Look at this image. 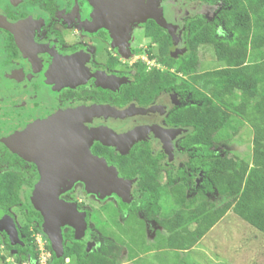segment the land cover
Masks as SVG:
<instances>
[{"label": "flooded vegetation", "instance_id": "1", "mask_svg": "<svg viewBox=\"0 0 264 264\" xmlns=\"http://www.w3.org/2000/svg\"><path fill=\"white\" fill-rule=\"evenodd\" d=\"M110 1L0 0V235L16 253H30L35 241L41 255L47 240L51 264L56 251L45 223L54 216L56 200L85 221L79 237L74 225H62V255L65 247L77 246L88 255L96 233L112 221L128 224L135 215L134 201H128L132 194L143 197L141 163L156 166L159 179L168 180L173 168H186L188 161L178 164L180 154L193 157L186 145L191 127L178 117L190 93L158 87L155 79L156 70L176 74L178 82L188 80L186 73L148 57L164 43L168 56L183 53L191 25L204 21L194 14L214 22L217 17L206 9L216 0H158L168 27L152 17L127 20L123 12L113 13ZM148 28H160L161 43L146 34ZM141 30L145 48L137 41ZM82 122L88 128L77 133ZM94 125H108L128 139L107 143L90 135ZM173 130L178 132L171 136ZM110 168L132 181L127 200L101 183L89 185L92 178L107 182ZM92 196L100 206L92 207ZM113 200L119 203L112 205L110 219ZM62 214L56 219L69 218Z\"/></svg>", "mask_w": 264, "mask_h": 264}, {"label": "trees", "instance_id": "2", "mask_svg": "<svg viewBox=\"0 0 264 264\" xmlns=\"http://www.w3.org/2000/svg\"><path fill=\"white\" fill-rule=\"evenodd\" d=\"M228 1L232 7L225 10L221 18L217 17L211 24L195 22L190 27L188 46L191 51L177 67L179 72L190 74V79L178 82L174 73L155 71L158 87L180 93L186 91L196 99L178 114L191 127L186 145L194 150L186 168H173L168 180L159 179L156 166L141 163L138 167L142 170L138 184L143 197L140 204L134 202L135 215L128 222L131 227L136 224L138 231L131 228L132 231L127 232L135 246L153 245L146 242L145 220L138 218L139 209L146 219L155 221L166 231V234L156 232L154 245L159 250L194 247L196 238H203L231 209L264 233V0ZM223 19L231 32L228 38L218 36L215 29L217 22ZM146 34L161 43L160 28H148ZM202 44L213 45L216 58L223 65L200 72L198 47ZM160 48L152 52L151 57L175 65L177 60L167 55L166 43L160 44ZM144 67L142 63L141 68ZM242 122L252 131L251 161L231 152L216 155L214 148L220 137L229 136L230 130L237 132L235 124ZM197 169L206 173L205 190L189 197L185 179L190 175L188 172ZM206 191H216L224 200L219 204L208 200ZM166 198L168 203H164ZM116 224L119 228L120 223L116 221ZM102 232L106 237H117L123 242L117 232L104 229ZM125 246L133 250L128 244ZM26 249L19 247L21 251ZM30 253L34 257L39 254L32 249ZM71 256L76 257V264H116L118 261L117 254L103 244L88 255L83 246L65 247L62 256L53 251L52 264H64L65 257Z\"/></svg>", "mask_w": 264, "mask_h": 264}, {"label": "rangeland", "instance_id": "3", "mask_svg": "<svg viewBox=\"0 0 264 264\" xmlns=\"http://www.w3.org/2000/svg\"><path fill=\"white\" fill-rule=\"evenodd\" d=\"M216 4L212 6L207 5L209 10V16L220 17L225 12V10L231 9L232 5L228 0H216ZM196 14V15H195ZM194 18L197 17L199 20H204L208 24L212 22L209 21L210 18L205 17L203 13L196 12ZM208 16V15H207ZM201 18V19H200ZM224 20V19H223ZM219 21L216 24V32L220 37L228 38L231 36V32L226 29L224 22ZM143 31L138 32V43L145 48L147 40L143 37ZM144 49L140 53L144 54ZM191 49L188 47L183 53L172 55L177 63L173 65V70L179 65L180 60L189 53ZM199 56L201 60L200 72L215 70L216 68L223 65L216 58L214 47L211 44H202L198 47ZM148 57V56H147ZM154 57H148V60ZM157 58V57H155ZM155 62L158 64V59ZM153 62V60H150ZM152 63L149 66H153ZM148 66V65H147ZM184 77L190 79L189 74H184ZM200 87V85H199ZM209 94V93H208ZM196 99L191 95H187L185 103H194ZM237 132L233 130L229 131V136H222L216 143L214 148V153L216 155H224L226 152H231L238 154L242 159L251 161L252 158V131L251 127L245 123H236ZM179 166H184L186 161L192 159L191 154H186L183 152L180 154ZM185 168V167H183ZM190 175L185 179L187 185L188 196L191 197L196 194L197 191L203 192L204 186L203 182L205 180L206 173L202 169L192 170L188 172ZM179 181V180H178ZM182 181V180H181ZM94 195V194H93ZM205 197L216 203H221L224 199L216 191H206ZM93 205L100 206L99 200L92 196ZM139 194H132L128 202L139 201ZM169 199L166 198L164 203H168ZM119 202L113 200L109 203L107 209V216L112 219V212H116V209H112L113 204ZM171 204V202H170ZM128 210L124 211L127 213ZM142 218V217H141ZM124 220V217L122 218ZM146 220V218H144ZM109 223L104 230H109L117 232L118 235L123 239L120 241L117 237H106L104 234L96 233L97 237L96 243L91 247L88 252L98 251L100 245L105 244L113 250V253L117 254L118 261L116 264H264V233L256 229L254 226L243 220L239 215L234 213L231 209L228 213L220 220L203 238L197 237L194 247L190 249H157L154 245L156 232L161 231L166 234V231L158 225L155 221H145L144 232L147 244L145 246H135L131 243L129 238V233L137 229V225L133 223V226H129L127 222L120 223L118 228L117 224ZM115 225V226H114ZM44 245L47 246L49 250L47 240H45ZM129 245L133 250H129L125 245ZM141 245V244H140ZM32 248L35 250V241L32 242ZM91 252V253H92ZM40 254V251L38 252ZM31 256L29 252H19L16 253L10 250L6 246V240H3L0 235V264H40L39 258L41 255ZM47 257V255H45ZM46 262V261H45ZM44 262V264H45ZM47 264H51V260ZM76 259L69 261L66 259L64 264H76Z\"/></svg>", "mask_w": 264, "mask_h": 264}, {"label": "water", "instance_id": "4", "mask_svg": "<svg viewBox=\"0 0 264 264\" xmlns=\"http://www.w3.org/2000/svg\"><path fill=\"white\" fill-rule=\"evenodd\" d=\"M112 6L115 7V10H113L114 14H117L118 12H123L127 20L139 19L140 21H143L144 19H146V17H152L155 18L156 21L162 26L168 27L167 24H165L164 18L162 16V9L159 7L158 0H111L110 3L108 4V7L111 8ZM176 41L177 38H175V43ZM77 125H78L76 128L77 133H79V131L82 130V129L80 130V127L85 130H87L88 128V126H86L84 123L81 126L80 123H78ZM176 132L178 131L173 130L170 131L169 133L171 136H174V133ZM89 133L92 136H98L103 138L104 140L106 139L107 143L117 144L118 142H123V141L125 142L127 141L126 139H128V137H125L126 133H123L122 131H113L112 128L109 127L108 125H103V126L94 125L92 129L89 127ZM114 137H124V140H122L123 138H120L117 141L114 140ZM109 175L110 176L108 180H106L107 182L103 181L105 184L103 182H95L94 178H92V180L90 179V181L88 180V183L91 186L101 183L105 187H107L109 191L117 192L119 195L124 196V199L127 200L125 194L129 195L128 192L132 184V181L120 178L115 172V169L113 168H110ZM53 185L54 184L52 183L51 187H53ZM70 206L71 205L68 203L56 200L54 202V207H56L57 209L56 211H54V216H47L45 223V230L48 233L52 241L53 248L58 254V256H61L63 253L62 229H61L62 225L65 223L74 225L77 228V237H79L83 233L85 227V221L84 219H82L83 215L81 216V219L77 220L78 216L74 215L75 212L72 209L70 210ZM63 208L66 210L69 209L71 212H67L68 210L65 211ZM62 212L67 213V216H69V218L62 219L63 217H61L59 219H56L58 218L56 217L58 216V214L63 215Z\"/></svg>", "mask_w": 264, "mask_h": 264}, {"label": "built area", "instance_id": "5", "mask_svg": "<svg viewBox=\"0 0 264 264\" xmlns=\"http://www.w3.org/2000/svg\"><path fill=\"white\" fill-rule=\"evenodd\" d=\"M40 245H41V250H42L41 257L39 258L40 264H44L45 261H46L45 264H47V262L50 263L49 261L51 260L50 259L51 251L50 250L45 251L47 250V246H45L44 243L42 244L41 242ZM45 255H47V257Z\"/></svg>", "mask_w": 264, "mask_h": 264}]
</instances>
